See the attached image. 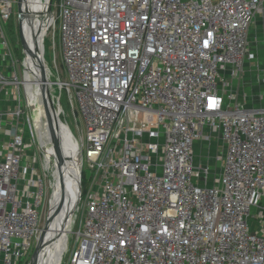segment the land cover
Returning a JSON list of instances; mask_svg holds the SVG:
<instances>
[{
	"label": "built area",
	"instance_id": "built-area-1",
	"mask_svg": "<svg viewBox=\"0 0 264 264\" xmlns=\"http://www.w3.org/2000/svg\"><path fill=\"white\" fill-rule=\"evenodd\" d=\"M13 3L0 0V264H23L43 228L44 181L5 30ZM49 4L50 96L63 115V90L81 119L78 137L65 122L80 195L58 264H264V235L249 223L264 198V64L259 103L231 90L251 70L249 32L264 0ZM51 30L63 81L44 56Z\"/></svg>",
	"mask_w": 264,
	"mask_h": 264
},
{
	"label": "bare ground",
	"instance_id": "bare-ground-1",
	"mask_svg": "<svg viewBox=\"0 0 264 264\" xmlns=\"http://www.w3.org/2000/svg\"><path fill=\"white\" fill-rule=\"evenodd\" d=\"M50 2L51 0H25L24 5L21 6V11L24 14H28L22 25L24 38L30 49L34 51V55L41 59V36L51 22V11L49 8ZM39 26H43V29L41 30ZM29 27L32 28V34H34V32L37 33V37L30 34ZM21 68L24 70L23 88L26 100L29 103L32 112V127L40 141L43 142L46 147H51L50 136L43 114L40 85L37 79L36 69L28 60H25L22 63ZM55 114L57 116L56 133L60 139L63 156L66 161L63 175L66 198L62 210L60 211L59 209L60 212L56 211V208L59 207L62 200V194L60 191L58 172L55 167L51 182V195L49 198L50 210H48V212H56L52 214V218H50V222L53 223L54 226L48 230V236L50 238L49 247L40 254V256L42 255L41 257H45L43 264H58L60 261V255L64 250L63 232L67 229L68 219H63L64 216L62 213L69 210L75 203L76 192L79 185L78 158L75 139L68 130L67 125L59 119L58 110H56ZM34 264L37 263L35 262Z\"/></svg>",
	"mask_w": 264,
	"mask_h": 264
},
{
	"label": "rangeland",
	"instance_id": "rangeland-1",
	"mask_svg": "<svg viewBox=\"0 0 264 264\" xmlns=\"http://www.w3.org/2000/svg\"><path fill=\"white\" fill-rule=\"evenodd\" d=\"M13 15L11 19L7 22L5 30H6V35L8 38L9 46L11 48V53H12V58L14 62V72L16 76L19 78V80L23 79L24 76V70L21 68L22 65V51H21V46H20V41H19V36H18V10H17V0H13ZM59 0H53V3H58ZM58 23V20H57ZM254 23V22H253ZM263 28V27H262ZM259 29L258 27L252 26L251 32L255 33L260 31L263 33L262 37H264V29ZM259 37L257 35H249V40H250V46L249 48L252 51L253 58L251 65V70H250V75L249 74H243V78L232 86L231 90L232 92L234 91L235 93V99L239 100L240 102L242 101L243 103H249L252 104V99L251 96H246L247 92L252 89L251 85H257L260 84L261 82L258 81L260 79V71L261 67L264 64V53L260 52V48H264L263 41L258 40ZM45 60L49 67H51L52 72L54 75L58 76L61 81L65 80V73L63 72V66L61 65V55H60V49H59V37L57 32L55 33L54 30H51L47 38L45 40ZM55 64V65H54ZM53 65L55 67H53ZM252 74V75H251ZM23 89V88H22ZM55 93L59 94V90L54 87ZM230 90V89H229ZM230 90V91H231ZM259 95L264 97V86L259 87ZM24 94V92H23ZM249 94V93H248ZM22 102L24 103L25 107V114H26V133H25V141H29L31 155H35V162L37 164L36 167V172L37 174L42 177L44 181V196H43V207H42V217H43V224L45 220L46 213L48 210H50V195H51V182L53 179V172L55 168V164L53 161V158L51 156V147L47 146L40 141L39 137L35 133V130L33 127H31V121L29 118V109L26 106V97L25 95L21 97ZM60 103L61 106L64 110V114L58 115L59 118L65 123L67 122L69 124V127L71 128L73 134L78 137L79 133L77 129L75 128V125H81V119L79 114L67 103V98L65 92H61L60 96ZM66 124V123H65ZM33 129V131H32ZM216 145H218V141H216ZM51 157V158H50ZM47 171L46 173L43 172V167ZM45 173V174H44ZM82 178L83 182L87 183L90 180V171L87 169V167L84 165L82 169ZM75 199V197H74ZM74 202V201H73ZM71 226V220L70 217L67 219V229H69ZM36 243H34L28 252L27 256L23 259V264L26 262H29L30 257L35 249Z\"/></svg>",
	"mask_w": 264,
	"mask_h": 264
},
{
	"label": "water",
	"instance_id": "water-1",
	"mask_svg": "<svg viewBox=\"0 0 264 264\" xmlns=\"http://www.w3.org/2000/svg\"><path fill=\"white\" fill-rule=\"evenodd\" d=\"M25 0H17V10H18V36H19V41H20V46H21V51H22V55H23V59L28 60L36 69L37 72V79L40 85V95H41V102H42V107H43V114H44V118H45V122H46V126L49 132V136H50V141H51V156L53 158L55 167L57 169L58 172V176H59V185H60V191L62 194V200L60 202L59 207L56 208V211H60L62 210V208L64 207V203H65V186H64V180H63V175H64V171H65V158L63 156V150H62V146L60 143V139L58 138V135L56 133V110L54 108L53 105V101L51 99L50 96V92H49V87H48V83H47V79L45 76V70L43 67V63L41 58H39L38 56L36 57L34 55V51L30 49V47L28 46L23 32H22V25H23V21L25 19V17L28 16V14H24L21 11V5L24 3ZM33 36H35V34H33ZM80 195V189L78 187L77 192H76V199H75V203L73 204V206H71V208L67 211H64L63 214V219H67L70 217V214L72 212V210L75 207V204L78 200V197ZM55 211V212H56ZM59 211V212H60ZM54 211H52L51 213H47L44 224H43V228L41 230L39 239L37 241V244L35 246V249L30 257L29 262H27V264H34L35 262L37 264H43L45 261V257H41L40 254L41 252H43L45 249H48L49 247V242H50V238L48 236V230L51 229L54 225L53 223L50 222V218H52V214L55 213Z\"/></svg>",
	"mask_w": 264,
	"mask_h": 264
},
{
	"label": "crops",
	"instance_id": "crops-1",
	"mask_svg": "<svg viewBox=\"0 0 264 264\" xmlns=\"http://www.w3.org/2000/svg\"><path fill=\"white\" fill-rule=\"evenodd\" d=\"M254 23L251 24V27H250V32H251V29H252V26L254 25V27H258L259 29H264V14H257L254 18ZM249 32V35H253V38H254V35H257L259 37V41H263L264 42V37H262V32L260 31V33L258 32H255V33H251L250 34ZM264 32V31H263ZM249 46H250V40H249ZM264 46V44H263ZM260 52H263L264 53V48H260L259 49ZM246 74H249L250 75V71H248V69H246ZM252 75V74H251ZM252 90H250V92L248 91L249 95H251L253 92L256 93L257 91V87L256 85H251ZM252 103L253 104H257L259 103V99H257L255 97V94L253 93L252 97ZM261 100V99H260ZM264 103V100L262 99V101L260 102V104ZM198 148V147H197ZM217 149H219V147H217L216 145V142H214V146L211 148V153L213 154L214 152L217 151ZM197 152H199V150L197 149ZM249 223H250V226L253 230L259 232L260 234L264 235V198L262 199L261 203H260V206L258 208H253L251 210V216L249 218Z\"/></svg>",
	"mask_w": 264,
	"mask_h": 264
}]
</instances>
